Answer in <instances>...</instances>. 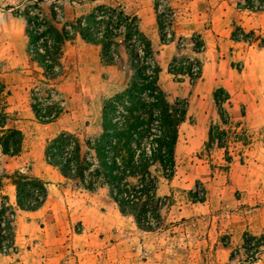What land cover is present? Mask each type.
Listing matches in <instances>:
<instances>
[{"label": "rangeland", "instance_id": "1", "mask_svg": "<svg viewBox=\"0 0 264 264\" xmlns=\"http://www.w3.org/2000/svg\"><path fill=\"white\" fill-rule=\"evenodd\" d=\"M160 4L169 5L176 16V40L170 45L160 41L155 0H51L38 7L33 0H0V80L11 90L6 104L15 116L10 128L23 133L25 155L20 162L2 160V168L30 169L39 160V176L46 180L50 197L34 221L42 228L59 229L44 232L49 242L39 248L42 263L264 264V249L258 261L250 263L244 243L247 235L264 234V12L246 10L240 0H160ZM99 6L122 8L139 19L152 42L168 103L188 102L174 177L166 180L154 169L160 179L158 195L166 199L161 226L154 233L142 232L132 218L123 217L108 189L89 193L63 180L46 159L48 144L59 134L70 133L79 137L83 154L93 156L98 168L85 143L102 135L103 116L114 119L118 107L125 108L124 118L139 119L152 133L160 129V115L153 107L157 95L148 83L134 78L131 56L121 40L120 59L110 67L103 63L99 47L78 37L66 45L63 71L54 81L45 79L29 55L27 12L39 13L40 8L52 20L55 8L62 23H73ZM239 29L250 43L234 41L235 33L243 35ZM177 54L201 67L198 81L169 74ZM136 82L141 89L133 96L129 87ZM220 87L231 96L226 109L233 125L221 127L228 152L210 153L209 131L219 123L213 94ZM37 98L46 111L62 102L64 111L55 123L43 125L37 120L32 110V99ZM190 192L205 197V203H196ZM14 220V231L30 221L17 214ZM16 251L14 245L7 254L0 253V264L7 257L20 262Z\"/></svg>", "mask_w": 264, "mask_h": 264}, {"label": "trees", "instance_id": "2", "mask_svg": "<svg viewBox=\"0 0 264 264\" xmlns=\"http://www.w3.org/2000/svg\"><path fill=\"white\" fill-rule=\"evenodd\" d=\"M47 1L51 0H33L37 7ZM240 5H244L251 12H264V0H240ZM155 14L162 45L175 43L176 16L172 8L169 5L162 6L160 0H155ZM51 17L52 20H49L40 8L39 13L29 11L25 17L29 55L34 57L39 68L43 70L46 80L54 81L61 76L66 45L73 43L78 37L86 44L99 47L103 63L110 67L115 66L120 59L121 40L131 56L134 78L144 84L148 83V87L157 95L158 99L154 100L153 107L160 115L161 126L154 134L150 127L144 126L143 122L133 116L127 115V118L117 123L115 118L103 116L102 135L85 143L89 152L94 153L98 168L93 156L83 154V143L79 137L70 133H61L48 144L47 162L58 169L65 180L76 183L89 193L108 189L110 198L123 217L132 218L142 232L154 233L161 226L162 211L166 206V199L158 195L160 179L154 169L160 171L166 180L174 177L179 130L187 120L188 102L178 100L174 105L168 103L160 86L161 70L152 42L142 31L137 17L127 15L122 8L109 6H99L73 23H62L55 8L51 10ZM238 32L243 35L239 37L235 33V42L250 43L244 30L239 29ZM1 69L0 63V71ZM169 74L174 78H189L195 83L201 78L202 69L179 56L173 59ZM139 83H133L129 87L133 96L141 89ZM53 93L50 91L47 94L52 96ZM11 95L7 84L0 80L1 254H7L15 245L16 217L15 210L8 205V199L1 195L3 181L9 180L15 187L17 208L23 212L40 211L49 197L48 184L42 179L33 177L29 172H9L1 169L3 158H18L24 151L23 133L16 128H10L15 114L9 112L6 103ZM32 100L33 113L43 125L55 123L63 114L60 100L54 103L53 109L47 111L42 109L38 98ZM213 100L219 123L210 128L206 150L210 153L215 149L228 152L227 134L221 127L233 125L226 109V105H230L231 96L220 87L214 91ZM237 137L241 138V135L237 134ZM228 155L226 153L227 161L232 164L233 159ZM189 195L196 203H205V197L200 198L197 192H190ZM244 243L250 263H256L264 249V234L260 238L247 235Z\"/></svg>", "mask_w": 264, "mask_h": 264}, {"label": "crops", "instance_id": "3", "mask_svg": "<svg viewBox=\"0 0 264 264\" xmlns=\"http://www.w3.org/2000/svg\"><path fill=\"white\" fill-rule=\"evenodd\" d=\"M177 55H176V57L180 56L179 54H177ZM187 119H188V115H187ZM99 131H101V130L99 129ZM24 157H25V155L23 152L22 155L18 158H14V159L3 158L2 160L8 159V160L20 162L24 159ZM1 163H2V161H1ZM38 166H39V160L36 161V163L34 165H32L30 169H26L24 166H20L18 169H15L13 172H15V171H19L22 173L23 172L24 173L29 172L33 177L42 179L43 181L46 182V180H44L43 178H41L39 176ZM1 169L5 170L2 168V166H1ZM59 174H60V172H59ZM60 177L63 180H65L61 174H60ZM48 189H49V186H48ZM1 195L8 199V205L15 210L17 216H19L21 220L22 219H30V221H27L25 224L22 223L21 226H19L17 229H15V249H17L16 252L19 254V255L17 254V256H15V257H18L20 259V262H18L15 258L7 257L6 259H4V262H2L1 264H43V263L47 264V262L45 260L43 261V263H42V261L39 260V248H42V243L47 245L49 242L46 239L44 232H47L48 229L50 231L52 229H54L55 231H59V229L54 228V225H52V226L50 225V228H49V226H46V228H42V226L39 224V221H34V219H39V215L41 214L42 210L44 209V207L46 206V204L49 200L50 192H49V197H48L47 202L44 205V207L40 211L35 212V213L23 212L17 208L16 189L12 185L11 181H9V180L3 181V188L1 191Z\"/></svg>", "mask_w": 264, "mask_h": 264}, {"label": "built area", "instance_id": "4", "mask_svg": "<svg viewBox=\"0 0 264 264\" xmlns=\"http://www.w3.org/2000/svg\"><path fill=\"white\" fill-rule=\"evenodd\" d=\"M128 105V103H127ZM126 115V111L124 107H118V112L117 115L115 117V123L120 122L124 116Z\"/></svg>", "mask_w": 264, "mask_h": 264}, {"label": "bare ground", "instance_id": "5", "mask_svg": "<svg viewBox=\"0 0 264 264\" xmlns=\"http://www.w3.org/2000/svg\"><path fill=\"white\" fill-rule=\"evenodd\" d=\"M255 83V82H254ZM252 88L254 89V90H256L257 89V84L255 83V84H253L252 85Z\"/></svg>", "mask_w": 264, "mask_h": 264}]
</instances>
